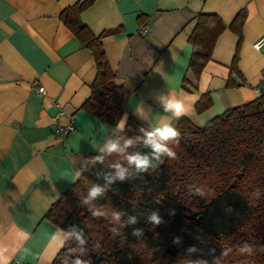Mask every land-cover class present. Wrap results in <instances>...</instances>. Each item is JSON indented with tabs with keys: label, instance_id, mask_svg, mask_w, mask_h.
Here are the masks:
<instances>
[{
	"label": "crops",
	"instance_id": "crops-1",
	"mask_svg": "<svg viewBox=\"0 0 264 264\" xmlns=\"http://www.w3.org/2000/svg\"><path fill=\"white\" fill-rule=\"evenodd\" d=\"M86 1L0 0V251L10 264L53 262L67 233L46 215L89 156L116 144L121 118L149 129H175L181 118L201 127L264 86V46L254 47L264 36V0ZM65 18H77L99 39L125 91L114 125L84 107L97 80L95 59ZM199 22L222 29L196 70L190 39ZM37 85L44 94L35 93ZM160 95L182 101L184 114L163 111ZM59 108L64 115L55 120ZM69 118L74 130L57 136L55 126Z\"/></svg>",
	"mask_w": 264,
	"mask_h": 264
},
{
	"label": "trees",
	"instance_id": "trees-1",
	"mask_svg": "<svg viewBox=\"0 0 264 264\" xmlns=\"http://www.w3.org/2000/svg\"><path fill=\"white\" fill-rule=\"evenodd\" d=\"M65 22L95 59L97 80L84 107L114 125L122 114L125 91L115 84L99 39L77 18ZM221 29L220 23L213 27L197 23L190 39L191 68H200L209 56L211 39ZM175 129L178 136L168 142L175 157H162L155 169L140 172L127 159L139 153L156 162L153 149L144 144L152 129L133 118H128L116 141L121 151L89 156L79 177L46 215L66 233L73 231V225L76 231L82 228L86 251H80L75 234L67 235L51 264H63L66 258L68 264L76 258L83 264H182L184 258L203 259L207 264H264V94L201 127L181 118ZM95 157L103 161L91 165ZM116 165L125 169L124 180L113 179ZM93 185L103 192L84 204ZM93 210L104 211L110 219L113 213L120 214L119 234L94 241L88 226L97 219ZM151 211L159 212V225L146 223ZM133 216L139 217L135 225L128 223ZM133 228L142 229L143 236H134ZM175 237L181 238L179 245L173 243ZM141 241L155 251L149 259L139 252V261L131 257L130 247ZM245 242L253 246L251 254L239 251ZM191 246L198 250L188 253Z\"/></svg>",
	"mask_w": 264,
	"mask_h": 264
},
{
	"label": "clouds",
	"instance_id": "clouds-1",
	"mask_svg": "<svg viewBox=\"0 0 264 264\" xmlns=\"http://www.w3.org/2000/svg\"><path fill=\"white\" fill-rule=\"evenodd\" d=\"M159 100V107L168 113H171L172 116L179 118L185 112V107L182 101H177L174 97H165L164 95H160L158 97ZM137 112L143 117L145 115V109L142 104L136 105ZM127 117L121 118L117 122V127L123 129L125 127ZM178 136V132L174 129L171 124L165 123L159 126L152 127L150 132L146 133V139L144 140L145 146H151L153 149V157L155 159V163L150 162L149 155H140L139 153L129 155L127 157L130 164L135 165L136 169L140 172L146 171L148 169H155L159 166V162L161 161L162 157L167 156L170 158L175 157V152L168 146V142L174 140ZM133 141L128 140L127 143L131 144ZM107 150L109 153L113 151H121L122 149L115 143H108L103 147L99 148V151L104 152ZM97 161H103V157H95L90 161L91 165H94ZM118 171L116 176L113 178H119L120 180L125 179V169L120 168L119 165H116ZM103 192V189L99 186L93 185L88 189L87 196L83 199L84 204H90L98 195ZM92 215H103L102 212L98 210H93ZM139 217L133 216L128 221L129 224L135 225L138 222ZM113 222L120 221V214L113 213L112 214ZM146 223L151 224L153 226L159 225L161 223V216L159 215L158 211H151L147 217ZM73 231L68 232L66 235L71 236L75 234L76 240L78 245L80 246V251H86L85 244H86V237L82 228H79L76 231L77 226L73 225L70 226ZM124 225H121L123 228ZM116 232V230H113ZM117 234H119L117 232ZM133 235L137 238H141L143 236V230L140 228H133ZM26 238V237H25ZM55 238V234H54ZM174 244L179 245L181 243L180 237H175L173 240ZM198 249L195 246H191L187 249L188 253L196 252ZM239 251L247 254H251L253 252V246L245 242L239 249ZM10 257L6 256L3 251H0V264H10ZM70 258H66L63 261V264H68ZM71 264H83V261L80 258L71 259ZM182 264H207V262L203 259H188L184 258Z\"/></svg>",
	"mask_w": 264,
	"mask_h": 264
},
{
	"label": "rangeland",
	"instance_id": "rangeland-1",
	"mask_svg": "<svg viewBox=\"0 0 264 264\" xmlns=\"http://www.w3.org/2000/svg\"><path fill=\"white\" fill-rule=\"evenodd\" d=\"M102 213L103 215H97L96 221L90 222L88 225L90 227L93 240L98 242L105 241L106 238H108L107 235H109L110 237H114L118 232V223L113 222V220L110 219V217L106 213H104V211H102ZM101 219H103V223L99 225V221ZM114 229L116 230V232L113 231ZM130 248L132 250L130 253L131 257H136L138 253L141 252L143 255H145L146 259H149L154 254L153 251H155L148 245H146V243L143 241L137 242ZM136 258L141 261L139 257Z\"/></svg>",
	"mask_w": 264,
	"mask_h": 264
},
{
	"label": "built area",
	"instance_id": "built-area-1",
	"mask_svg": "<svg viewBox=\"0 0 264 264\" xmlns=\"http://www.w3.org/2000/svg\"><path fill=\"white\" fill-rule=\"evenodd\" d=\"M146 31H147L146 28H142L140 30L142 34L146 33ZM263 46H264V36L254 43V47L256 49H260ZM34 90H35V93H37L38 95H42L45 93V88L42 85L35 86ZM256 92L259 95L264 94V86L256 88ZM62 115H64V111L61 108H59V110L53 116V119L57 120ZM74 128H75L74 121L72 118H69L68 122L65 125H56L54 132L57 136L65 137L69 133H71L74 130ZM15 264H19V263L15 262Z\"/></svg>",
	"mask_w": 264,
	"mask_h": 264
}]
</instances>
